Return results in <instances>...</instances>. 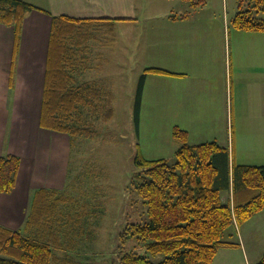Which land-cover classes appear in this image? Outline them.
<instances>
[{
  "label": "trees",
  "instance_id": "trees-1",
  "mask_svg": "<svg viewBox=\"0 0 264 264\" xmlns=\"http://www.w3.org/2000/svg\"><path fill=\"white\" fill-rule=\"evenodd\" d=\"M195 8L207 0H185ZM231 23L240 30L264 32V0H237ZM42 10L27 0H0V22L14 28L15 49L28 12ZM47 11V10H42ZM48 12V11H47ZM112 17L52 15L44 95L40 117L43 128L71 137L97 135L93 114L105 120L115 114V94L97 81H79L77 73L91 66L92 43L114 36ZM150 73H167L148 67L141 73L136 90L135 120L139 132L142 96ZM180 143L173 162L146 158L138 149L139 171L131 179L147 205V222L127 223L121 234L119 264H213L222 247L239 246L237 228L264 209V164L235 161L229 147L216 140L189 141L188 131L173 130ZM21 158L0 156V192L14 190ZM225 193L231 197L224 199ZM73 198L58 189L34 191L25 224L12 229L0 224V264H57L54 248H65L60 232L68 217L79 220V212L60 210ZM130 237L145 242L148 254L125 250ZM164 255L156 263L150 255ZM68 261L67 258H62ZM254 264H264V254Z\"/></svg>",
  "mask_w": 264,
  "mask_h": 264
},
{
  "label": "crops",
  "instance_id": "crops-1",
  "mask_svg": "<svg viewBox=\"0 0 264 264\" xmlns=\"http://www.w3.org/2000/svg\"><path fill=\"white\" fill-rule=\"evenodd\" d=\"M27 1L48 12L27 13L17 49L14 28L0 22V156L21 158L14 190L0 192V224L12 229L24 226L35 190L61 189L66 154L73 147L68 134L40 125L52 15L135 18L124 11L132 8L134 0ZM212 5L206 2L194 13L181 6L177 12L160 10L152 15L156 19L152 21V67L167 71L152 73L156 88L152 86V106L163 103L176 121L209 122L208 135L215 136L203 141L222 138L226 143H220L229 147L236 162L264 164L237 160L239 147L264 145V32L234 27L224 11L226 1L218 8ZM41 23L45 31L38 35ZM32 28L37 34L27 33ZM178 124L189 133L187 125ZM243 133L251 138L245 145L238 139ZM250 220L260 224L250 230L246 226ZM250 220L237 228L240 245L219 249L213 264L260 260L264 209Z\"/></svg>",
  "mask_w": 264,
  "mask_h": 264
},
{
  "label": "rangeland",
  "instance_id": "rangeland-1",
  "mask_svg": "<svg viewBox=\"0 0 264 264\" xmlns=\"http://www.w3.org/2000/svg\"><path fill=\"white\" fill-rule=\"evenodd\" d=\"M225 1L224 11L232 19L237 11V0H207V3L214 4L213 9L221 7V2ZM181 6L188 13H194L204 5L195 8L185 0H134L132 8L124 11L131 12L135 18L117 20L114 36H107L102 42H93V69L77 73L79 81H98L105 85L104 88L114 92L115 114L109 120L95 114L90 116L95 127H98L97 135L71 137L66 133L73 147L66 154L68 160L64 162L63 168L66 178L59 190L73 199L63 203L60 210L65 213L79 212L77 217L80 218L75 224L74 220L63 217L66 224L60 233L65 248H54L60 257L57 264H119L121 234L127 223L149 220L144 199L131 186L134 173L139 171L134 160L138 149L146 158H166L173 162L180 145L173 136L178 123L189 127L191 143L215 136L208 135L211 131L209 122L176 121L166 112L163 103L152 106V86L155 88L152 73L146 79L137 131V84L141 73L152 67V21L156 20L152 15L160 10L177 12ZM44 26L43 23L38 24V35L44 34ZM34 29H27V33L37 34ZM218 139L226 143V140ZM238 139L239 143L245 145L251 138L245 137L243 133ZM255 145L246 149L239 147L237 160L264 161V145ZM231 195L225 193L224 199L227 200ZM259 224L258 221L250 220L246 226L251 230ZM123 247L125 250L136 249L148 254L145 242L135 237L128 238ZM150 258L158 263L164 259V255H150Z\"/></svg>",
  "mask_w": 264,
  "mask_h": 264
}]
</instances>
